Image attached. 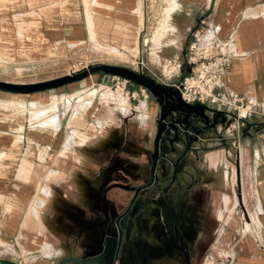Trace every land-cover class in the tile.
<instances>
[{"label": "crops", "instance_id": "1", "mask_svg": "<svg viewBox=\"0 0 264 264\" xmlns=\"http://www.w3.org/2000/svg\"><path fill=\"white\" fill-rule=\"evenodd\" d=\"M174 2L0 0V10L11 15L9 28L0 31L38 34V40L22 41L27 64L64 66L81 58L172 87L162 68L176 56L183 59L187 29L210 10L220 36L233 32L237 51L245 55L232 62L226 87L256 99L264 112L263 0ZM14 18L23 22L14 24ZM113 85L114 76L98 73L42 92L0 91V261L132 263L133 246L146 249L150 264H264V119L246 121L229 140L223 125L204 132L178 165L182 143L177 148L180 143L162 141L152 174L159 105L128 81L136 100L126 101L122 113L102 98L104 89L116 93ZM205 135L213 145L200 166H188ZM100 143L106 148L89 149ZM228 143L238 149L226 151ZM111 162L118 164L104 171ZM179 192L185 196L176 208ZM123 220L130 223L128 234ZM92 223H104V242ZM134 230L136 242H128Z\"/></svg>", "mask_w": 264, "mask_h": 264}, {"label": "built area", "instance_id": "2", "mask_svg": "<svg viewBox=\"0 0 264 264\" xmlns=\"http://www.w3.org/2000/svg\"><path fill=\"white\" fill-rule=\"evenodd\" d=\"M189 42L183 59L176 56L162 68V79L172 82L183 102L205 106L208 111L224 113L232 132L245 126L254 116H264L262 105L252 97L239 95L225 85L227 72L234 60L243 59L236 49L234 33L222 38L217 27L208 22V16L187 29ZM139 64V63H138ZM140 65V64H139ZM127 80L114 77L112 90L126 101H135L136 95L126 89ZM143 96L145 89L140 88ZM235 124V128H232ZM261 239L257 237V244Z\"/></svg>", "mask_w": 264, "mask_h": 264}, {"label": "water", "instance_id": "3", "mask_svg": "<svg viewBox=\"0 0 264 264\" xmlns=\"http://www.w3.org/2000/svg\"><path fill=\"white\" fill-rule=\"evenodd\" d=\"M209 14L210 10L207 11L201 19L206 18ZM96 73H103L122 78L142 87L155 98L159 105L158 123L153 143L152 174H154L159 159L160 143L162 141L169 143L172 147L176 141H180L184 144L182 155L177 160L178 165L183 156L193 148V145L199 141V138L204 132L211 129L213 130L218 125H223L224 129H227L231 124V121L227 119L224 113L214 112V117L210 118L207 114L208 109L205 106L199 104L189 105L183 102L180 98L179 92L174 88L166 87L146 75L116 65L95 64L75 73L71 71L65 76L32 84H15L0 81V91L20 95L42 92L79 82ZM194 119H198L199 124L194 123ZM137 194L138 191L135 192L134 199ZM116 224L119 228L118 221ZM121 241L122 237L120 236L117 253L119 252ZM70 262L76 264H104L97 261H83L77 258L66 259L60 264H67ZM0 264L20 263L0 261Z\"/></svg>", "mask_w": 264, "mask_h": 264}, {"label": "rangeland", "instance_id": "4", "mask_svg": "<svg viewBox=\"0 0 264 264\" xmlns=\"http://www.w3.org/2000/svg\"><path fill=\"white\" fill-rule=\"evenodd\" d=\"M167 1L169 2L170 6H171L175 0H167ZM211 1H213V3H214V0H211ZM263 2H264V0H263ZM174 4H175V2H174ZM6 12H7V10H6ZM10 17H11V15L10 16L6 15V13H3V10H0V28H9V25L11 22ZM29 20L31 23L32 19H29ZM12 22L13 23L15 22L14 24H16L18 22H23V21L19 20L17 22L16 18H14V20H12ZM208 22L211 23L213 26L217 27L220 31L219 25L214 23V18L211 15H208ZM38 38H39L38 34L36 32H33V31H29V32H21V31H19V32L2 31L1 32L0 31V81L15 83V84L39 82V81L49 80L51 78L67 75L71 71L75 73V72L81 71V70H83L89 66L97 64L96 62L88 61L86 59H81V58H80V60L65 63L64 66L55 65L53 63L46 64V65L31 64V63L27 64L26 60H27L29 55L26 52L27 49L23 47L22 41H24V40H38ZM222 38H225V37H222ZM101 74H103V73H101ZM106 77L107 76H102V79H106ZM72 87H75V86H72ZM104 90L107 92H104L102 94L103 100L110 101V102L114 103V105H116L115 99L122 97L117 92H116L117 93L116 94V93H111L110 90H108V89H104ZM82 100H83V98L80 97L78 102L81 103ZM254 118H255V120L264 119V116H258V118L252 117L251 119H254ZM232 128H235V124H233ZM242 128L243 127H241L240 129H235L232 132L225 133L224 134L225 139L229 140V139L234 138L237 134H241ZM208 131H206L205 133H207ZM202 136H203V134H202ZM204 139H206V142L204 144L200 145L196 150H194L195 152H197V154L195 155V158L193 161L187 162L188 166H193V168L200 166V162L203 161L204 156L209 151V146L213 145L214 142L212 139H208V135H205ZM224 142H225V140H224ZM177 144H179V146H177V148H179L181 146V142H177ZM182 145H183V147L180 150L181 155H182V152L184 149V144H182ZM228 145L229 146L226 149V151L233 152L234 148H235V150L237 148V147H234V145L231 143H228ZM106 146H107L106 143H100L99 145H93V146L90 145L89 149L90 150L93 148L94 149H105ZM254 146H255V143L250 145V147H254ZM168 151H171V148ZM190 151H192V150L190 149L183 157H186V155H188V154L190 155ZM117 164L111 162L110 165H107L103 169L106 172L110 171L114 167V165H117ZM119 166L122 168H125L123 162H120ZM222 168H223L224 172L227 173V167L224 166ZM179 193H180V199H179L178 204L175 206L176 208L181 204V202L184 200V196H185L184 195L185 192H179ZM104 205H105L104 210H105V212H107L106 200H104ZM253 223H254V221H253ZM122 224H123V227L125 228V233L128 234L127 225L130 223L127 222V220H123ZM97 226L100 229L102 239H103V240L102 239H100V240L102 242H104V240H105L104 223L102 225L100 224V226L97 223L96 224L92 223L89 225L91 230H97V228H96ZM240 227H242L241 223L239 224V228ZM244 227H245V225H244ZM137 234H138L137 230H134V232H131V235L129 237L128 242H136ZM144 234H147V235H143V238L146 240H149L148 232H146ZM88 238H89L88 245L91 246V238H92L91 233H89ZM85 243H86V240H84L83 244H85ZM137 246H139V244H136V247ZM130 254H131V256L134 257L135 260L132 263L125 261L123 264H150V262H151L149 259V256L146 255L147 254L146 249H144V248L136 249L132 246L131 250H130ZM94 258H97V257L95 256ZM203 264H208V262L204 261Z\"/></svg>", "mask_w": 264, "mask_h": 264}, {"label": "bare ground", "instance_id": "5", "mask_svg": "<svg viewBox=\"0 0 264 264\" xmlns=\"http://www.w3.org/2000/svg\"><path fill=\"white\" fill-rule=\"evenodd\" d=\"M159 7V6H158ZM171 10V9H170ZM164 13H165V11H164ZM164 15V14H163ZM165 18V17H164ZM164 18H163V20H164ZM160 20V19H159ZM156 26V25H155ZM156 29V28H155ZM170 30V29H169ZM152 33H154V32H152ZM151 34V33H150ZM155 34V33H154ZM149 41V40H148ZM155 44V43H154ZM156 46V45H155ZM154 48V47H153ZM115 101H116V104H117V107H118V110L120 111V112H122V113H124L125 112V109H126V100L124 99V98H122V97H119V98H117V99H115ZM141 103V102H140ZM142 104V103H141ZM143 105V104H142ZM140 106V105H139ZM141 108V107H140ZM127 111V110H126ZM46 112H47V110H46ZM45 112V113H46ZM135 113V112H134ZM137 113L139 114V112L137 111ZM136 113V114H137ZM31 115H34V112L32 111V113H31ZM224 167V166H223ZM226 169V168H225ZM258 203V202H257ZM256 209H258V208H256ZM259 217V216H258ZM262 217V216H261ZM260 219V218H259ZM254 220V223L256 224V225H260V223H259V221H257V219H253ZM246 226V225H245ZM263 228V227H262Z\"/></svg>", "mask_w": 264, "mask_h": 264}, {"label": "trees", "instance_id": "6", "mask_svg": "<svg viewBox=\"0 0 264 264\" xmlns=\"http://www.w3.org/2000/svg\"><path fill=\"white\" fill-rule=\"evenodd\" d=\"M96 74H98V73H96Z\"/></svg>", "mask_w": 264, "mask_h": 264}]
</instances>
